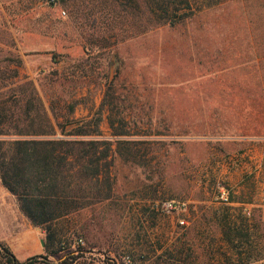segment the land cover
<instances>
[{
	"label": "rangeland",
	"instance_id": "obj_1",
	"mask_svg": "<svg viewBox=\"0 0 264 264\" xmlns=\"http://www.w3.org/2000/svg\"><path fill=\"white\" fill-rule=\"evenodd\" d=\"M87 3L76 0L74 13L52 0H0V73L33 81L45 105L51 94L83 97L76 120L102 106L105 137L110 123L131 134L113 144L110 199L61 221L66 249L30 263L169 264L177 243L190 248L185 264L235 263L221 212L264 219V0L226 1L137 38L109 37L120 25L87 16ZM56 74L67 81L48 84ZM8 216L18 233L22 218ZM6 257L0 247V264Z\"/></svg>",
	"mask_w": 264,
	"mask_h": 264
},
{
	"label": "trees",
	"instance_id": "obj_2",
	"mask_svg": "<svg viewBox=\"0 0 264 264\" xmlns=\"http://www.w3.org/2000/svg\"><path fill=\"white\" fill-rule=\"evenodd\" d=\"M226 1L230 0H87L86 15L94 18L97 14L109 20L108 25L117 22L119 34L109 37L137 38L159 28L182 24ZM52 2L73 5L70 11L74 13L82 3ZM56 77L48 78L47 83L60 86L67 81L61 75ZM16 79H19L17 70L5 68L0 73V183L15 197L28 221L45 234L44 258L58 257L67 244L63 229H58L60 222L110 199L113 144L128 143L121 139L131 134L123 131V122L118 128L110 123L113 130L110 138L114 140L105 137L100 129L102 106L90 117L76 120L74 113L83 103V97L77 99L71 93L69 100H65L51 94L45 105L33 81L18 83ZM105 85H109L107 80ZM238 213L232 218L221 212L216 223L236 257L233 264L263 263L264 219L261 215L247 217L243 208ZM0 247L8 263L23 264L3 245ZM170 251L169 264H185L190 257V248L185 249L180 243ZM39 257L30 258L28 263ZM75 258L71 256L70 262L61 264H71Z\"/></svg>",
	"mask_w": 264,
	"mask_h": 264
},
{
	"label": "crops",
	"instance_id": "obj_3",
	"mask_svg": "<svg viewBox=\"0 0 264 264\" xmlns=\"http://www.w3.org/2000/svg\"><path fill=\"white\" fill-rule=\"evenodd\" d=\"M245 178L249 179L251 171L246 169ZM257 174V172L255 173ZM259 174V173H258ZM258 177L257 175L255 176ZM259 184V181H257ZM262 182V181H260ZM250 195V194H249ZM248 195V196H249ZM9 196L13 198V206H10L6 200H9ZM252 202L249 200H242L240 205L247 208L252 206ZM12 209V211H11ZM16 211V212H15ZM18 213L22 218L23 224L18 233H12L9 231L8 215ZM0 230H5L4 234L0 235V244L10 251V254L20 261L30 259L32 257L40 256L44 253L42 246L43 232L40 228L34 227L28 219L20 211L17 201L13 195H11L4 186L0 183Z\"/></svg>",
	"mask_w": 264,
	"mask_h": 264
},
{
	"label": "built area",
	"instance_id": "obj_4",
	"mask_svg": "<svg viewBox=\"0 0 264 264\" xmlns=\"http://www.w3.org/2000/svg\"><path fill=\"white\" fill-rule=\"evenodd\" d=\"M165 207L167 210H172V209H174L175 206L173 204L168 203V204H166Z\"/></svg>",
	"mask_w": 264,
	"mask_h": 264
}]
</instances>
